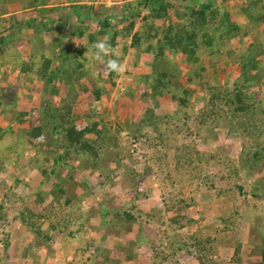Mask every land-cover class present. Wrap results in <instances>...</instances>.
<instances>
[{
	"label": "rangeland",
	"instance_id": "374dc122",
	"mask_svg": "<svg viewBox=\"0 0 264 264\" xmlns=\"http://www.w3.org/2000/svg\"><path fill=\"white\" fill-rule=\"evenodd\" d=\"M222 1L221 3L218 2L220 3L218 5L221 17L223 18L224 14H230V21L239 28L233 32L230 31L233 30V24L230 26L222 25V23L215 24L209 31L213 39L212 43L208 46L203 44L200 46V63L193 67L203 74L202 80L207 83L210 82L212 85L220 84L218 80L216 81V77L219 75H221L220 79L224 80L222 76L225 75V70H228L232 62L236 61L240 54L246 52L251 44L264 40V21L260 22V18L264 17V0ZM171 15L172 18H177L175 14ZM141 16L142 14H139L135 18L139 23V31L143 26V36L145 37L146 33ZM69 22L73 24L77 21L70 20ZM125 26L127 27H123V30H130L129 25ZM217 27L218 29H216ZM22 30L23 28L20 26L17 27L16 31L20 33ZM138 30L131 33H137ZM119 32H121L120 28ZM29 43L30 45H20V49H23L20 54L23 57L20 56L19 64L15 63L19 60L15 61L13 58L15 53L10 51H6L5 54L0 53V65L3 68L1 75L4 78L2 86L8 85L5 88L10 91L19 89L17 91L20 100L19 107L16 109L13 107H9L11 109H7V111L0 109V126L4 129L12 127L11 133L0 139V165L5 163V170H0V256L3 249L2 240L5 235H11L7 260L1 263L98 264L96 262L98 261L100 264H112L102 257L98 260L91 259L90 251L79 254L80 243L64 240L61 226L52 235L53 239L49 241V245H46L42 241H38L32 231L29 234L27 227L23 226L18 218L26 208L34 212H43V207L37 203L34 196L37 191L41 189L47 191L50 187L48 183H42V170H47L44 162L46 160L43 157L35 167L29 166L28 173L24 171L26 162L31 156L36 155L35 146L39 145L36 140L28 141L26 135L30 130L41 125V106H45L47 101H50L54 106H57L56 103H60V106H72V124L80 130L83 126L84 115L82 111L84 109H82V104H84L85 98L79 97V100H73V98H77L79 92H83V96H86V87H94L97 84V82H92L87 86L80 79L79 82L75 81L72 89L78 84L77 96L71 94L72 98L69 100H73V102H69V100H59L61 86L54 95L51 94L50 87L44 89L41 86L42 82L31 81L25 75H20L16 81L18 75L13 69L23 70L24 67L18 66L32 65L37 62L32 56V51L31 55L25 53L26 50L32 49L37 55L36 44L34 42ZM109 43L111 45L110 40ZM131 44L132 36H130V50H137ZM112 48L119 53V58H123L122 61L126 58L129 59L132 54L122 52L121 43L117 49ZM72 56L71 54V57L68 58L69 61L63 60L60 65L61 69L66 71L77 65V63H72ZM145 56V62L141 63L137 60L135 64L130 63L132 65L130 67V84L123 82L126 78V72L129 70V67L126 66L127 63L121 78L117 75L110 77V74L101 69L102 66L95 64L90 59L87 63L90 74L97 71L103 78L106 77L110 80L107 85L98 82L102 89L107 90V92L104 91L101 102L104 105L101 112L105 114L102 125H109L112 131V139L109 142L115 145L112 150L120 154V160L112 158L113 171L110 177L115 184L112 188L108 185L107 189L111 188L109 192L113 191V195H115L126 189L133 192L135 188L139 187L142 200L138 203L141 211L138 210L137 214L142 216L140 220L144 226V231L140 235L130 231V236H128L116 227L113 228L112 232L107 231L108 228L99 231L90 228L86 236L95 241H98L101 235L108 237L105 242V246L108 248H112L114 243H123L129 237L130 241L134 243L132 249L138 254L137 262L128 261L125 257L120 258L123 256L119 255V258L116 259H123L124 262L121 261L118 264H257V253H254V246L262 243L261 232L262 227L264 229V211L262 203L252 192L258 182L264 190V167H262L264 166V158L258 167L249 164L253 160V151L264 150V86L258 88V93L255 95L260 103H257L256 121L253 125L245 124L247 121L244 117L239 119L240 121L235 127H232L231 122L226 119L216 122V115L208 119V121L216 122V125L211 122L203 123L200 116L210 112L214 104L209 91L206 89L204 92L201 87L196 86L198 93L192 98V101H194L197 111L187 110L184 107V112L181 114L178 104L173 100L171 94H165L156 100L152 99L149 95L152 92L150 86L154 77L153 65H151L152 56L149 54ZM171 57L173 60L174 56ZM260 60L264 64V56ZM55 62V66L61 63L60 60ZM177 62H179L178 58L171 63L164 62V69L169 73H175L174 68ZM187 67L185 65L182 68L186 70ZM237 74L238 72L235 73V75ZM38 75L39 72L36 71L35 76ZM235 75H232L231 78L235 79ZM90 77L88 75L86 78ZM262 77L263 74L258 79L259 84L262 83ZM148 78L150 80H147ZM66 80L70 82L69 79ZM199 80L200 78L194 79L197 82L196 85H199ZM230 82L224 83L227 89H229V85L231 86ZM173 86L175 87L172 88V91L175 94H180L179 86L177 87L176 84ZM127 93H130V106L123 107L122 102ZM218 93L222 92L219 91ZM134 95L146 96L147 99L144 102L146 104L143 105L142 103V106L145 108V112L148 110L149 115L154 112L157 116L153 120V125L141 126L139 124L140 120L145 118L146 113L140 114V108L137 111V107L133 103ZM20 111H27L30 116L24 119L26 120L25 123H14L13 120ZM127 112H130V117H124L123 113L126 114ZM124 118L126 119L125 122L123 121ZM199 152L205 155H214L212 164L204 165L198 174L196 170L190 169L184 174L176 172L178 162H183L186 167L187 162L183 159L192 158ZM24 154L28 158H24ZM130 170L136 171L137 174L138 179L135 188L132 185L133 176H131ZM80 175L78 174V176ZM181 176L185 177L184 183L180 182ZM90 185L94 186V183L91 182ZM110 196L111 194L108 193V197ZM98 197L103 198V193H99ZM180 198L188 200L192 207L189 211L190 216L197 220L185 227L172 223V219H170L171 216L175 215V210L178 212V207L175 204ZM256 203L258 204L257 207L255 206ZM109 204L110 209L114 208L116 212L123 207L126 208V206L115 202ZM152 204H155L158 211H154L155 208L151 209ZM129 205L127 204V206ZM84 206L88 208L89 203ZM172 208L174 210H170ZM149 210H153L155 219L146 218L145 214ZM168 212L170 215L167 214ZM70 213H72V207H68L64 203L54 204L50 219L49 221L46 220L47 223L42 228L46 230L50 222H58L64 214ZM194 215L196 216L194 217ZM106 220L109 221L111 227L114 223V214H109ZM99 221L92 222V225L98 228ZM243 225H248L245 228L248 233H251L250 243L252 245H249L250 250L247 248L248 245H243L242 249L238 250L241 245L239 237ZM213 245L215 246L214 252L207 253V260H199L198 256L201 253L198 252L202 248Z\"/></svg>",
	"mask_w": 264,
	"mask_h": 264
},
{
	"label": "trees",
	"instance_id": "16d2710c",
	"mask_svg": "<svg viewBox=\"0 0 264 264\" xmlns=\"http://www.w3.org/2000/svg\"><path fill=\"white\" fill-rule=\"evenodd\" d=\"M136 1L137 7L142 6L146 8L149 13L142 14L141 16L144 23V31L146 33L145 37L143 36V26L137 33H131L137 24V20L131 18V25L129 26L130 35L132 34L131 45L132 47H136L137 50L130 55V63L135 64L136 61L139 60V54L141 55L142 52L152 56L151 65H153L154 77L153 83L150 86L152 89H150L152 92L149 94L151 98L156 100L158 97L165 96V94H171L173 100L178 104L180 114L184 112V107L187 108V110L197 111L192 98L195 95L197 96L196 93H198V90L196 86H199L204 92L207 89L214 101L211 111L206 112L208 114L205 113L200 116L203 123H210L211 121H208V119L216 115V122H219L221 119H226L231 122L232 127H235L244 117L247 121L245 124L253 125L256 121L255 110L257 109V103H260V100L256 99L255 95L258 93L257 89L264 86V64H262L260 60L262 56H264V40L251 44L248 50L240 54L237 60L232 62L231 67L225 70V75L222 76L224 80H221V75H219L216 77V81L218 80L220 84L218 85L217 83L212 85L210 82L207 83L205 80H202L203 74L198 70L196 71L193 67L200 63V46L202 44L208 46L212 43L213 39L209 31L213 26L217 23H222V25L226 24L227 26L231 24L234 25V23L230 21V14H224V17H221L218 4H220L222 0H209L207 3L204 2V4H199L196 8L192 6L180 8V6L172 4V1L169 0ZM174 9L176 10L175 17L177 18H172L170 13ZM263 21L264 17L260 18V22ZM111 23L112 20L104 18L102 25H96L98 34L103 37H109L107 29L111 28ZM42 24L43 27L39 26L36 22H29L27 26L32 29L34 33H42L50 29L48 24L44 22H42ZM22 28H24V26H22ZM62 28L68 30L70 25L62 22ZM87 28L88 27L84 25H76L72 33L75 34V36L82 37L85 35V30ZM232 28L233 30L231 29L230 31L234 32L237 31L239 27L234 25ZM216 29H218V27ZM5 37L0 36V48H7L9 45ZM91 37L92 42H90V45L96 42V36L91 35ZM119 37L120 36L115 33L110 37L109 40L112 47L116 48V40H118ZM128 46L127 41L123 40L121 43V51L127 53ZM52 49L37 47V55H40V60L32 65L26 64L23 70L18 69L16 81H18L20 75H25L31 81L38 80V82H42L41 86H43L44 89L50 87L51 94L55 95L59 90L58 79L64 77L65 70L55 66V61L47 56V51L54 52ZM87 49V47L83 49L79 48L73 53L69 47L66 53L63 54V51L59 52L60 57L63 59L64 55L70 58L72 54V63H77L74 68L66 70L68 79L70 80V82L66 80V88L68 87L67 93L70 98H59L60 101L71 99V94L77 96L76 89L78 88V84L72 89L75 81L79 82L80 79L84 84L87 86L89 85L86 77L90 72L84 70L89 59L83 56ZM0 53L5 54L6 51L0 49ZM32 56H36L34 51H32ZM171 56H174L173 60ZM176 58H178L179 62H177L174 68L175 73L167 72V70L164 69L163 63H171ZM65 61L69 60L66 59ZM185 65L188 67L186 70H183L182 67H185ZM131 66V64L128 66L129 70H127L126 78L123 81L125 84H130V79L127 80V78H130ZM2 69L0 65V109L4 111L11 109L9 107L16 109L20 104L18 95L19 89H17L18 91H10L7 90L8 88H5L6 86L8 87V85L5 87L2 86L4 82V78H2L1 75ZM36 71L39 72L38 76H35ZM236 72H238L237 75H235ZM262 74V83L259 84L258 79ZM232 75H235L236 78L232 79ZM114 76H116L115 73H110V77ZM94 78L97 84L94 87H86V96H83V92H79V96L73 98V100H79V97L85 98V102L82 104V109H84L82 111L84 115L82 121L83 126L80 130L72 124V106H60V103H56L57 106H54L50 101H47L45 106H41V125L30 130L26 135L28 141L36 140L39 145L35 146L36 155L29 158L25 164L26 168L24 171L28 173L29 166L35 167L43 157L46 160L44 162L47 166V170H42V183H48L50 187L47 191L43 189L37 191L34 196L37 203L43 207V212H34L26 208L18 218L21 220L22 225L27 227L26 229L28 230L27 232H30L29 234L33 232L36 235V239L42 241L46 245H49V241L53 239L52 235L56 233L58 227L61 226L64 240L78 241L80 243L78 250L79 254L81 252L90 251L91 259L94 258L98 260V258L102 257V259L112 264H118L123 261V259H116L119 258V255H122L123 257L120 258L125 257L126 260L136 263L138 254L132 249L134 243L130 241L128 236H130V231L138 233V235L144 231V226L140 220L142 216L137 214L141 211L138 203L142 200V193L138 189L139 187L135 188L138 178L134 170H130L131 176H133L132 185L135 188L133 192L130 191V189H126L122 193L115 195H113V191L109 192L115 184L112 181V177H110L113 171L112 158L120 160V154L112 150V147L115 145L109 142V140L112 139V131L109 125H102L104 124L103 116H105V114H102L101 110L97 111L96 107H94L95 105H101V109L104 107L101 102L103 101L102 98L105 90L99 86V84L104 82V78L100 73L98 77ZM195 78H200L198 82L199 85H196L197 82L194 81ZM147 80L150 79L148 78ZM226 82L231 83V86H228L229 89H227L226 84H224ZM175 84L177 87L179 86L178 88L181 90L180 94H175L172 91V88L175 87L173 85ZM219 91L222 93H218ZM124 96L125 98L122 102V106L129 107L130 93ZM146 99L145 95H141L140 97L136 95L133 96V103H135L137 111L139 108L141 109L140 114L142 115L145 112L142 103L145 105L146 103L144 102H146ZM73 100H69V102H73ZM147 112L148 110L145 112V118L143 117V120L139 122L141 126L148 124L153 125V120L157 118L154 112L150 115L149 112ZM125 115L130 117V112H127ZM28 116H30V113L27 111H20L13 121L17 124L25 123L26 120L24 119ZM216 122L211 123L216 125ZM11 130L12 127L4 129L0 126V139L6 137L8 133H11ZM15 139L17 140V138ZM41 152H43V154H40ZM105 152L108 153L106 154ZM252 153L253 160L249 165L258 167L259 163L264 158V150L257 149ZM105 154L106 157H104ZM16 155H18V153H16ZM24 156V158H28L26 154H24ZM213 158L214 155H205L201 152L196 153L192 158L183 159L187 162L186 167L183 162H178V169L176 172L184 174V172L190 169L196 170L198 174L202 171L204 165L212 164ZM42 167L44 168V166ZM127 169L129 170V168ZM0 170H5V163H1ZM78 174L81 175L78 176ZM82 174H85V176H82ZM169 175H172V173H169ZM184 179L185 177L181 176L180 182L184 183ZM16 181L20 182L19 180ZM91 182L94 183V186L90 185ZM259 184L260 182L256 184L252 193L262 203L264 211V190H262ZM108 185L111 187L110 189H107ZM99 193H103L104 197H98ZM108 193L111 194L110 197H108ZM130 195H132V197H130ZM110 202L121 204L126 206V208L123 207L116 212L114 208L110 209ZM56 203H64L68 207H72V213L64 214L62 219L58 220V222H50L49 227L45 230L42 227L46 225L47 219L49 221L50 214L53 211V205ZM86 203H89L88 208L84 206ZM127 204L130 205L127 206ZM175 205L178 207V212L175 210V215L171 216L170 219H172V223L180 224L182 227H185L197 221L190 216L189 211L192 207L187 199L180 198ZM255 206L257 207L258 204L256 203ZM153 208H155L154 211H158L155 204H152L151 209ZM170 210L174 209L172 208ZM112 213L114 214V223L110 227L109 221H107L106 218ZM169 213L170 212L167 214ZM145 215L147 216L146 218L155 219L153 210H149ZM195 216L196 215H194V217ZM94 221H99L100 225L98 228L92 225ZM245 226L248 227V225ZM245 226L242 227L240 232L239 242L241 245L238 250L242 249L243 245H252L250 243L251 233H248ZM114 227L119 230L121 229L124 235H128L126 236L128 239L124 240L123 243L113 242L112 248L105 246L108 237L101 235L100 239L95 241L86 236L90 228L98 229V231L108 228L107 231L112 232ZM261 233L262 243L260 245L257 244L256 247L254 246V253H257V264H264L263 227ZM2 241L3 249L1 251L0 264L7 260L8 249L11 245V235H5ZM201 245V247H203V244ZM250 246L247 247L249 250ZM214 249V245L208 248H202L201 251L198 252L201 253L198 256L199 260L206 261L208 257L207 253L214 252ZM96 262L100 264L98 261Z\"/></svg>",
	"mask_w": 264,
	"mask_h": 264
},
{
	"label": "crops",
	"instance_id": "0c3cea01",
	"mask_svg": "<svg viewBox=\"0 0 264 264\" xmlns=\"http://www.w3.org/2000/svg\"><path fill=\"white\" fill-rule=\"evenodd\" d=\"M169 1H172V4L180 6V8L186 6H192L196 8L199 4H204V2L207 3L209 0ZM183 11L185 12V10ZM148 13L149 12L146 8H143L142 6L137 7L136 0H117L112 5L106 4L103 0H0V36L8 37V35H11L9 38H7V40L10 42L8 47H1L0 49L15 53L16 55L13 54V58L15 61H18L20 56H22L20 52L23 50L20 49V45H30L29 42H34L36 47L39 48H53L52 50H54V52L47 51V56L51 57L54 61L60 60L61 63L59 65L56 64V66L60 67L63 60L68 59V57H65L64 55L63 59L60 57L59 52L63 51L64 54L67 52L69 47L73 53H75V51L79 48H88L90 46V42H92L91 35L96 36V41L97 39L103 37L98 34V28L96 25H102L104 18H108L112 20L111 28L107 29L109 37H112L114 33L120 36L119 39L116 40V49L118 48L119 43H122L123 40H126L127 44L129 45L127 52L135 53L136 50H130V36H132L130 35V30H123V27H127L125 25L130 26V20H132L131 18L134 19L139 14ZM170 13L176 14V10L174 9ZM70 20H76L77 22L71 24L69 22ZM61 21L63 23L69 24L70 28H68V30H64L62 28ZM29 22H36L42 27V22H44L48 24L50 29L42 33H34V31L27 26ZM76 25H84L88 27L85 30L84 36L78 37L72 33V30ZM20 26H24V28L22 31H20V33H17L19 32L16 31L17 27ZM138 26L139 23H137L136 28H134L132 32L138 30ZM119 28L121 32H119ZM31 51L33 50H26L25 53L31 55ZM145 55L146 53L144 52H142L141 55L139 54V61L141 63L145 62ZM35 59L38 62L40 60V55H36ZM122 60L123 58L121 57V62H123L124 65L127 63V67L130 66V58H126L124 61ZM15 63L19 64L20 60ZM18 67L24 66L20 65ZM13 70L16 73L19 71L15 69ZM84 70L86 72L89 71L88 67H86ZM64 74L65 75L63 78L58 79V84L61 86L60 98L67 99L69 97V94L67 93L68 87L66 88V79H68V75L66 71ZM89 75L91 77L87 78V80L88 83L91 84L92 82H95V78L90 73ZM121 77L122 75H120L119 78ZM129 79L130 78L128 77L127 80ZM103 80L105 85L110 83V80H108L106 77H104ZM105 91L107 92V90ZM126 116L127 115L124 114V117ZM123 121L125 122L126 119L124 118Z\"/></svg>",
	"mask_w": 264,
	"mask_h": 264
},
{
	"label": "clouds",
	"instance_id": "9594fccd",
	"mask_svg": "<svg viewBox=\"0 0 264 264\" xmlns=\"http://www.w3.org/2000/svg\"><path fill=\"white\" fill-rule=\"evenodd\" d=\"M109 39L110 37H102L92 43L83 56L95 64L102 66V70L105 73H115L119 76L125 72V65L121 62L119 53L111 47ZM91 74L93 77H96L99 75V72L93 71ZM94 107H96L97 111L101 110L99 105H95Z\"/></svg>",
	"mask_w": 264,
	"mask_h": 264
},
{
	"label": "built area",
	"instance_id": "2783aa9c",
	"mask_svg": "<svg viewBox=\"0 0 264 264\" xmlns=\"http://www.w3.org/2000/svg\"><path fill=\"white\" fill-rule=\"evenodd\" d=\"M105 3L113 4L116 0H103Z\"/></svg>",
	"mask_w": 264,
	"mask_h": 264
}]
</instances>
